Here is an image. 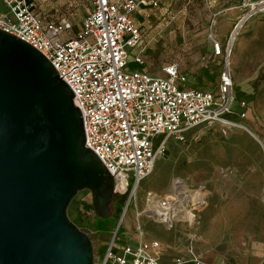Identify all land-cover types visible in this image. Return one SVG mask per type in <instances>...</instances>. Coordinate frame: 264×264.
Listing matches in <instances>:
<instances>
[{
  "label": "rangeland",
  "instance_id": "obj_1",
  "mask_svg": "<svg viewBox=\"0 0 264 264\" xmlns=\"http://www.w3.org/2000/svg\"><path fill=\"white\" fill-rule=\"evenodd\" d=\"M31 1L45 19L71 16L76 27L91 7L89 0ZM0 10L5 6L0 4ZM134 18L143 28L148 69L162 75L165 65L178 63L187 80L200 87L218 90L220 67L211 38L229 45L233 107L239 112L238 102H247L246 128L202 133L185 142L170 139L123 222L126 203L119 214L100 218L88 189L70 202L69 219L91 236L95 258L117 232L133 244L159 240L164 248L160 264L187 256L189 246L216 264H264V0H158L157 6L140 7ZM129 68L136 69V63ZM177 178L202 189L207 204L197 211L194 226L180 223L168 230L146 212V199L150 191L165 194Z\"/></svg>",
  "mask_w": 264,
  "mask_h": 264
},
{
  "label": "built area",
  "instance_id": "obj_2",
  "mask_svg": "<svg viewBox=\"0 0 264 264\" xmlns=\"http://www.w3.org/2000/svg\"><path fill=\"white\" fill-rule=\"evenodd\" d=\"M89 2L90 9L76 27L71 16L45 19L31 0H0L5 6L0 10V28L40 51L74 92L84 120L85 145L114 176L115 192H129L123 222L170 139L185 142L202 133L246 128L242 119L248 106L242 98L240 111L233 107L235 82L228 48L216 36L211 38L213 55L224 57L218 90L189 88L178 63L165 65L162 75L148 69L143 28L134 13L140 7L157 6L158 0ZM130 62L137 68L130 69ZM146 201V212L173 230L180 223L196 224L207 195L177 178L163 195L148 192ZM185 212L189 217L183 216ZM117 236L116 232L94 264H160L164 248L159 240L133 244ZM172 264L216 263L189 246L187 256L175 257Z\"/></svg>",
  "mask_w": 264,
  "mask_h": 264
},
{
  "label": "water",
  "instance_id": "obj_3",
  "mask_svg": "<svg viewBox=\"0 0 264 264\" xmlns=\"http://www.w3.org/2000/svg\"><path fill=\"white\" fill-rule=\"evenodd\" d=\"M62 78L0 28V264H94L92 238L68 206L88 189L95 214L112 215L115 178L85 145L82 112Z\"/></svg>",
  "mask_w": 264,
  "mask_h": 264
},
{
  "label": "crops",
  "instance_id": "obj_4",
  "mask_svg": "<svg viewBox=\"0 0 264 264\" xmlns=\"http://www.w3.org/2000/svg\"><path fill=\"white\" fill-rule=\"evenodd\" d=\"M141 8H146V7H141ZM135 14V13H134ZM219 40H220V42L223 44V42H222V40L218 37V36H216ZM224 45V44H223ZM211 51H212V45H211ZM212 54H213V51H212ZM214 56V55H213ZM215 57V56H214ZM216 58V57H215ZM214 62H216V65L218 66V67H220V69H219V83H220V73H221V70H222V68H223V60H222V58H216L215 59V61ZM230 63H231V60H230ZM205 66V65H204ZM206 67H204L203 68V70L205 69ZM181 70V69H180ZM231 70H232V74H233V69H232V67H231ZM182 72V71H181ZM233 78H234V74H233ZM234 81H235V79H234ZM212 82H213V79L212 78H209L208 79V82H207V84H212ZM219 83L217 84V86H219ZM186 86L187 87H189V88H198V89H202V90H207V91H215L214 89H208L209 88V85H206V86H204V87H200V86H198V85H196V84H193V83H191L189 80H187V83H186ZM253 133V132H252ZM254 134V133H253ZM207 259V258H206ZM209 260V259H208ZM209 261H212V260H209ZM213 262V261H212Z\"/></svg>",
  "mask_w": 264,
  "mask_h": 264
},
{
  "label": "trees",
  "instance_id": "obj_5",
  "mask_svg": "<svg viewBox=\"0 0 264 264\" xmlns=\"http://www.w3.org/2000/svg\"><path fill=\"white\" fill-rule=\"evenodd\" d=\"M128 196L129 192L114 196L112 207L115 209V214H119L122 211V206L127 202Z\"/></svg>",
  "mask_w": 264,
  "mask_h": 264
},
{
  "label": "bare ground",
  "instance_id": "obj_6",
  "mask_svg": "<svg viewBox=\"0 0 264 264\" xmlns=\"http://www.w3.org/2000/svg\"><path fill=\"white\" fill-rule=\"evenodd\" d=\"M260 9V8H259ZM261 10V9H260ZM230 41H231V38L229 39V43H230ZM228 52H232L231 51V49L229 50V46H228V50H227V55H229V53ZM227 60H228V63H230V61H229V58L227 57ZM230 65H231V63H230ZM256 137V136H255ZM260 140V139H259ZM261 141V140H260ZM184 217H189V214H188V212H185L184 213V215H183Z\"/></svg>",
  "mask_w": 264,
  "mask_h": 264
},
{
  "label": "flooded vegetation",
  "instance_id": "obj_7",
  "mask_svg": "<svg viewBox=\"0 0 264 264\" xmlns=\"http://www.w3.org/2000/svg\"><path fill=\"white\" fill-rule=\"evenodd\" d=\"M114 211H115V209H114V207H112V215L110 217L113 216Z\"/></svg>",
  "mask_w": 264,
  "mask_h": 264
}]
</instances>
